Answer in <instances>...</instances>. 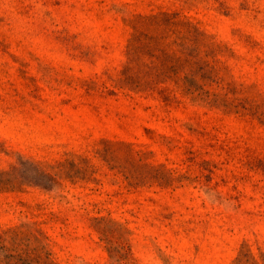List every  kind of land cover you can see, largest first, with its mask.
I'll use <instances>...</instances> for the list:
<instances>
[{"label":"rangeland","instance_id":"rangeland-1","mask_svg":"<svg viewBox=\"0 0 264 264\" xmlns=\"http://www.w3.org/2000/svg\"><path fill=\"white\" fill-rule=\"evenodd\" d=\"M264 264V0H0V264Z\"/></svg>","mask_w":264,"mask_h":264},{"label":"trees","instance_id":"trees-1","mask_svg":"<svg viewBox=\"0 0 264 264\" xmlns=\"http://www.w3.org/2000/svg\"><path fill=\"white\" fill-rule=\"evenodd\" d=\"M3 264H39L37 257L33 258L27 251L21 254L3 255Z\"/></svg>","mask_w":264,"mask_h":264}]
</instances>
